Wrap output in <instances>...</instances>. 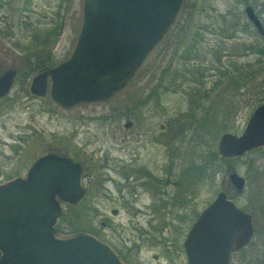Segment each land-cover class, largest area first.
Segmentation results:
<instances>
[{
  "label": "rangeland",
  "instance_id": "1",
  "mask_svg": "<svg viewBox=\"0 0 264 264\" xmlns=\"http://www.w3.org/2000/svg\"><path fill=\"white\" fill-rule=\"evenodd\" d=\"M53 1L57 4V0H51V13L57 11ZM193 1H183L165 37L128 85L109 100L63 109L51 100L48 92L43 97L30 93L33 75L27 79V76H17L9 93L0 98V179L24 176L32 161L51 149L79 157L89 173L84 183L87 179L93 180V175L101 186L91 188L82 203L63 206L67 220L60 221L67 232L74 230L71 226L79 227L75 229L97 234L115 249L123 251L126 243H132L137 247L131 254L135 264H185V259L179 252L173 258H166L163 247L156 246L145 235L158 226L159 217L138 209L144 204H159L161 196L151 198L149 192L139 189V195L133 197L126 190L118 189L116 182L123 181L122 169L106 165L108 149L118 143L112 137L108 116L103 114L111 109L131 107L148 98L143 107L151 114L152 129L155 121L162 125L160 143L152 145L150 157L142 154L140 160L155 171L163 191L188 189L184 193L188 214L190 210L200 211L219 191L228 188L231 192L227 173L234 169L246 180L243 192L234 198L235 203L253 210L257 220H264V147L221 160L212 175L191 169L199 152L217 151L223 131L240 133L254 107L264 101V53L248 49L264 41L243 10L245 4H251L264 24V0L246 3L245 0H198L205 2L207 10L196 23L207 29L199 31L197 57L190 60L186 57L195 55L194 49L189 51L181 42L191 36L192 29L185 30L183 25L190 16ZM4 12L9 14L7 10ZM51 26L52 21L48 25H35L31 30L18 28L16 35L4 41L12 48L10 56L18 60L42 58L39 46L43 47L44 39L38 40L37 35ZM78 27L76 17L71 24V35ZM71 35L59 39L55 61L68 53L65 42L71 39L72 43L74 36ZM116 120L123 124L122 117ZM106 174L113 179L108 180ZM170 182L175 185H169ZM112 209H117V213L113 214ZM190 223V220L184 221L181 234ZM164 230L172 237L178 232L172 227ZM154 254L159 258H153Z\"/></svg>",
  "mask_w": 264,
  "mask_h": 264
},
{
  "label": "water",
  "instance_id": "2",
  "mask_svg": "<svg viewBox=\"0 0 264 264\" xmlns=\"http://www.w3.org/2000/svg\"><path fill=\"white\" fill-rule=\"evenodd\" d=\"M184 0H81V19L69 56L36 74L30 91L47 92L61 108L104 101L123 87L176 20ZM247 20L264 41V25L251 4ZM13 72L0 76V97ZM49 80V85H48ZM264 144V103L257 105L240 135L220 134L217 151L236 156ZM229 180L242 190L236 172ZM79 162L55 153L34 160L25 177L0 179V264H129L103 237L89 231L64 232L55 224L60 201L85 197ZM252 235L251 217L219 191L191 226L184 250L188 264H230L232 250Z\"/></svg>",
  "mask_w": 264,
  "mask_h": 264
},
{
  "label": "flooded vegetation",
  "instance_id": "3",
  "mask_svg": "<svg viewBox=\"0 0 264 264\" xmlns=\"http://www.w3.org/2000/svg\"><path fill=\"white\" fill-rule=\"evenodd\" d=\"M52 3H53L52 5L55 6V9L57 11H54L51 13L50 12L51 0H0V76L5 74L6 72H13L14 76H13L12 85L14 83L15 78L19 75L20 76L23 75L24 77L27 76L25 79L29 78L30 75H33L29 83V91H30L31 81L36 74L48 68L54 67L58 65L59 63L63 62L72 51L78 30L76 32L74 31L72 34L74 36L72 38V43H71V39L68 43L65 42V45L68 46V50H67L68 53L66 55H63L62 58H60L59 60H56V61L54 60L55 58L54 52L56 50V44L59 42V39L63 40L64 38H67L71 35V30H72L71 24L73 22V19L75 18L76 20V17H77L79 24H80L81 0H57V4H55L54 1ZM4 10H7L9 14L5 13ZM45 21L48 23L52 21V26L51 28L46 29L44 33L37 35L39 36L37 38L38 40L40 38L44 39L43 47L39 46V48H42V54H43L41 55L42 58L39 56L40 59H34V60L20 59L18 60L17 57L10 56V52H12V48L7 46L4 43V41L7 38H10L16 35L14 32H16L18 28L31 30L33 29V26L35 25H40V24L48 25V23L46 24ZM194 39L198 41V39H201V37L200 35H198L194 37ZM197 48L198 47L194 48L196 50V54H195L196 56L193 55L191 58L197 57ZM218 56L221 57L220 54H218ZM217 62L219 63V65H221V58L217 59ZM21 68H24L25 70ZM129 81L127 82L126 86L128 85ZM12 85H11V88H12ZM48 85H49V80H48ZM121 90H119L117 93H115L110 98L116 96ZM9 91L0 98L5 97L9 93ZM38 97H43V96H38ZM110 98L106 100H109ZM146 99L148 98H144L143 101L138 102L137 104H134L131 107L124 105L122 108H119V109L114 108V109H111V111H107L103 113L104 115H107L108 120H110L109 122L111 123V126H112L111 130L113 131L112 132L113 139L115 141L116 140L118 141V143L112 145L111 149H108L107 152L110 155H109V158H106L105 160L106 165L110 167L118 166V168L120 167V169H122V176H123L122 180L123 181L116 182L118 189L120 188L123 191L126 190V193L127 192L130 193L133 197H135L136 195H139V189L149 192L151 194V198L152 196H156V195L161 196V201L159 204L157 205H155L154 203L148 204V205L144 204L142 208L138 209V210H143L146 212H152L151 215L159 217L158 226H155L153 231L146 232L145 235L148 236V238L153 244H155L156 246L163 247L164 250L162 252H163V255L165 254L167 256L166 258H169V257L173 258L175 254L177 255V253L179 252V253H182L185 259L184 263L188 264L186 253L184 250V245H183L184 240L191 226L195 222V220L198 218L202 210L210 202L207 203V205L204 208H202L200 211L194 213L193 211L190 210L188 214L187 209H186L187 205H184V202L186 201L184 197V193L188 192V189H182L180 187L179 191L176 190L173 193H168L167 190L163 191L160 188L161 181L154 173L155 171L152 172L149 167H147L141 162L140 158L142 154L144 156L147 155L150 157V153H151L150 149L152 145L154 147L155 144L160 143V133H161V127H162L159 121H155L153 123V129L151 128V114L150 112H147L148 111L147 108L143 107ZM96 102H99V101H96ZM83 103H89V102H83ZM261 103H264V101L260 102L259 104ZM119 117H122L123 124H119V122H117L116 118L119 119ZM248 119L245 123V126L248 122ZM244 128L242 129L240 133H235V134L240 135L243 132ZM227 132H230V131H227ZM262 147H264V144L253 147L249 150H246L241 155L226 156V157L221 156V157L231 159L234 157L242 156L247 152H250L252 150H256ZM142 149L143 151H141ZM155 152H157L156 149H155ZM47 153H55L59 156H66L80 163L82 167V185L86 190V195L84 199H86L91 188L93 187L100 188L101 185H98V180L93 175H92L93 180L87 179L86 182L84 183V179L87 178L89 173L85 167V164L79 157L68 155L57 149L48 150L45 153L39 155L38 157L45 155ZM38 157H36L35 159H37ZM142 159H143V156H142ZM34 160L32 161V163L34 162ZM31 164L29 165V167L31 166ZM230 172H236V173L238 172L235 171L234 169H231L227 173V185L230 186L231 192H228L227 190L228 188L225 190H221V192L222 191L225 192L227 197L237 207H239L245 213H248L250 215L251 223H252V235L250 239L243 246H241L240 248L236 250L231 251L229 262L230 264H264V241H263L264 240V237H263L264 220L263 221L257 220L253 210L248 211L235 203L234 198L243 192L245 185H246V180L241 175L244 179V186L242 190L238 191L233 186L231 181L229 180ZM25 175L24 176L18 175V176L25 177ZM107 177H108V180L110 181L113 179V178H110V176L108 175ZM99 182L102 184L103 181H99ZM169 185H175V183H171ZM84 199L80 203H82ZM60 205H61L62 211H61V215L58 217L57 220H59V218L63 214V206L65 205L74 206V204L63 202V201H60ZM112 213L116 214L117 209H112ZM189 220L191 222L190 225L188 226L186 232L184 234H181L182 233L181 225L184 223V221H189ZM171 227L175 228L176 231H178L176 237L169 236L165 233L164 229L171 228ZM73 231H78V230H73ZM64 232H67V231H64ZM68 232H72V231H68ZM180 235L182 236L181 241L179 240V237L181 238ZM135 248L137 247L133 245L132 243L130 244L126 243L123 251L117 248L116 249L114 248V249L129 264H135L131 260V254L133 253L132 251H134ZM153 258L155 259L159 258V255L154 254ZM171 258L170 260L173 261L174 259H171ZM172 264L174 263L172 262ZM175 264H179V263H175Z\"/></svg>",
  "mask_w": 264,
  "mask_h": 264
},
{
  "label": "trees",
  "instance_id": "4",
  "mask_svg": "<svg viewBox=\"0 0 264 264\" xmlns=\"http://www.w3.org/2000/svg\"><path fill=\"white\" fill-rule=\"evenodd\" d=\"M246 2H248V1L245 0V3ZM204 4H205L204 1L194 0L193 4H192V8L190 10V12H191L190 16H188V18L186 19V23L183 25V28L185 30L192 29L190 38L182 40L183 42H181L182 46H184V47L186 46V48H188L189 51H190V49L193 50L194 48L198 47V45H197L198 41H196L194 39V37H196L200 34V32H199L200 30L207 29V28H205L206 26L199 24L200 18H201L200 14L204 13L207 10L206 5L204 6ZM196 21H199V22L196 23ZM223 22L226 23L224 20H223ZM222 27H223V25H222ZM248 49L253 50V51L259 50V51L264 53V44L260 43L259 46L256 48L254 46H250V48H248ZM193 53L196 54L195 49L193 50ZM194 56H196V55H194ZM181 57H183V56H181ZM190 58H191V56L186 57V59H190ZM221 160H227V158H223L219 155V153L217 151L209 149L206 152L203 151V152L198 153V160H196L194 163L191 164V169H192V171H196V172H199L202 174H206V173L210 172V174L212 175L215 173L214 172L215 166H218V164L220 165ZM60 220L62 222H65V220H67V219H65L64 214H62V216L59 218V220H57L56 225H55L56 229L59 231H67V230H65V227L63 226V224ZM71 227L74 230H77L75 228H79L76 226H71Z\"/></svg>",
  "mask_w": 264,
  "mask_h": 264
}]
</instances>
